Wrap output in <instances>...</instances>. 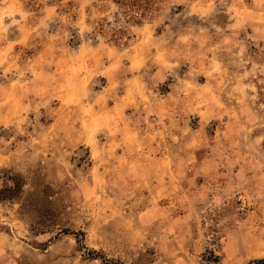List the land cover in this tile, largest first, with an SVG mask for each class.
I'll list each match as a JSON object with an SVG mask.
<instances>
[{
  "label": "rangeland",
  "instance_id": "obj_1",
  "mask_svg": "<svg viewBox=\"0 0 264 264\" xmlns=\"http://www.w3.org/2000/svg\"><path fill=\"white\" fill-rule=\"evenodd\" d=\"M264 258V0H0V264Z\"/></svg>",
  "mask_w": 264,
  "mask_h": 264
},
{
  "label": "trees",
  "instance_id": "obj_2",
  "mask_svg": "<svg viewBox=\"0 0 264 264\" xmlns=\"http://www.w3.org/2000/svg\"><path fill=\"white\" fill-rule=\"evenodd\" d=\"M248 264H264V258L263 259L252 260Z\"/></svg>",
  "mask_w": 264,
  "mask_h": 264
}]
</instances>
